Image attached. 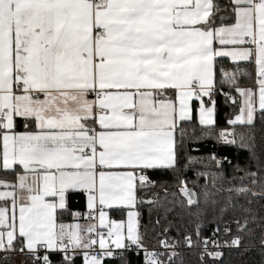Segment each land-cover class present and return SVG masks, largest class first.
I'll list each match as a JSON object with an SVG mask.
<instances>
[{
  "label": "snow or ice",
  "instance_id": "6c2138e0",
  "mask_svg": "<svg viewBox=\"0 0 264 264\" xmlns=\"http://www.w3.org/2000/svg\"><path fill=\"white\" fill-rule=\"evenodd\" d=\"M208 139L236 162L191 155ZM253 252L264 264V0H0V264Z\"/></svg>",
  "mask_w": 264,
  "mask_h": 264
},
{
  "label": "trees",
  "instance_id": "16d2710c",
  "mask_svg": "<svg viewBox=\"0 0 264 264\" xmlns=\"http://www.w3.org/2000/svg\"><path fill=\"white\" fill-rule=\"evenodd\" d=\"M225 113H231V109L228 107V105H226L223 100H220L219 103V110L217 113V119H218V123L221 127L225 126ZM192 149H198V151L194 150L191 152V155L193 156H198V157H208L211 154H216L218 157H227L229 160H231L233 163L236 162V153H235V149L228 147V146H224V145H217L216 142L212 139H208L205 141H202L200 143H195L191 145ZM242 159V157H241ZM207 162V161H205ZM225 170L226 172H230L231 169L230 167L227 165V163H225ZM188 179L192 180L195 178V174L191 171H189L187 173ZM190 188L192 187V184L189 183L188 185ZM82 203V207L84 206V201L80 200ZM73 203H75V201H73ZM75 208V205L73 204V210ZM141 213H142V224L144 225H148L149 228L151 227L149 225V212H148V208L147 207H143L138 209ZM112 215V214H110ZM114 219H120L121 217L116 214L113 215ZM125 218H126V214H125ZM156 218V213L153 212L152 214V219L154 220ZM72 218L70 215H65L62 222H66V221H71ZM210 229H211V225H209V229L205 231V235H209L210 234ZM146 244L150 247L154 246L157 244V238L149 236L146 239ZM75 264H83V256L79 255V256H75ZM129 259L131 264H143V257L142 254L138 257L135 254H130L129 255ZM185 259L186 261H189L190 264H192V262H194V257H192L190 254H185ZM17 261H19V258H16ZM229 260V264H260V260H261V256L259 254V252H253L250 254H245L244 256H241L239 254L233 253L230 257H228Z\"/></svg>",
  "mask_w": 264,
  "mask_h": 264
},
{
  "label": "crops",
  "instance_id": "0c3cea01",
  "mask_svg": "<svg viewBox=\"0 0 264 264\" xmlns=\"http://www.w3.org/2000/svg\"><path fill=\"white\" fill-rule=\"evenodd\" d=\"M81 199L79 197L76 198L75 203H73L75 205V208H74V211H85L86 208H85V202H84V206L82 207V203L80 201ZM75 221L71 220V221H66V222H63V223H66V224H71V223H74ZM80 223H87V221H80ZM82 255V254H81Z\"/></svg>",
  "mask_w": 264,
  "mask_h": 264
},
{
  "label": "built area",
  "instance_id": "2783aa9c",
  "mask_svg": "<svg viewBox=\"0 0 264 264\" xmlns=\"http://www.w3.org/2000/svg\"><path fill=\"white\" fill-rule=\"evenodd\" d=\"M210 234H211V232H210ZM210 234H209V235H210ZM149 250H153L152 247H150Z\"/></svg>",
  "mask_w": 264,
  "mask_h": 264
}]
</instances>
